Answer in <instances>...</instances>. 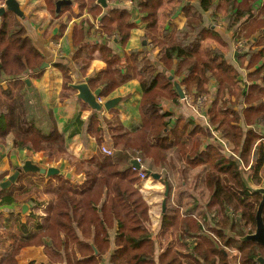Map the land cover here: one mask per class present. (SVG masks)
I'll return each mask as SVG.
<instances>
[{
	"label": "trees",
	"instance_id": "16d2710c",
	"mask_svg": "<svg viewBox=\"0 0 264 264\" xmlns=\"http://www.w3.org/2000/svg\"><path fill=\"white\" fill-rule=\"evenodd\" d=\"M131 1L146 13L145 38L157 48L159 63L152 64L139 52L130 53L121 61L104 57L107 70L96 81L103 84L102 95L106 96L127 80L137 79L143 92L139 102L141 126L129 131L117 117L106 119L94 113L82 119L78 115L67 137L79 134L83 148L94 137L99 145L137 152L146 177L161 172L159 181L167 183V197L172 187L165 172L169 154L194 165H206L204 187L210 194L202 204L203 219L182 214L176 205L169 209L166 201L160 228L153 232L149 206L138 187V170L132 165L121 169L112 156L97 151L89 158L77 157L69 162L74 174L83 173L81 183L64 175L43 182L42 178L28 177L35 173L21 172L9 187H0V205L19 203V211L0 216V237L7 238L0 240V264H19L20 251L33 246L41 247L45 257L46 261L39 264H229V260L230 264H237L238 253L239 264H257L258 256L264 252L259 245L240 240L248 228L254 229L256 205L261 200V195L246 183L260 187L264 139L252 130L245 131L243 125L264 123V0H195V6L193 0H180L185 20L172 32L160 30L157 25L163 0ZM214 9L223 11L220 18L232 41H252L244 53L237 55V67L225 58L223 45L204 46L206 39L220 37L215 30L218 19L210 16L206 22L203 15ZM107 17L116 23L117 33L126 41L131 27L127 23L129 13L111 9ZM2 18L0 72L14 78L5 88L0 87V146L10 137L12 148L42 151L52 159L54 154L65 152L66 136L51 127L31 85L21 78L38 68L43 57L26 39L24 28L16 19L8 15ZM256 32L258 37L253 40ZM118 64L127 67L125 73L120 72ZM172 65L175 72L169 79L159 68L169 71ZM243 65L253 69L242 80L243 84L249 82L246 86L238 84L239 68ZM175 76L185 95L193 99L205 96L207 126L213 127L217 139L212 138L204 149H200L199 141L193 142V137L198 133L207 136L205 126L162 109V100L179 97L173 86ZM210 78L216 84L213 94L207 85ZM243 104L245 107L239 112L238 107ZM218 139L226 143L228 151L222 149ZM251 152L256 162L253 166L248 165ZM226 153H232L234 158ZM240 163L250 170L245 173L241 169L247 180L241 176ZM28 202L32 206L22 221L21 206ZM227 212L234 213L233 219ZM262 220L264 224V207ZM173 232L183 250L161 245L159 236ZM235 250L237 253L232 256Z\"/></svg>",
	"mask_w": 264,
	"mask_h": 264
},
{
	"label": "crops",
	"instance_id": "0c3cea01",
	"mask_svg": "<svg viewBox=\"0 0 264 264\" xmlns=\"http://www.w3.org/2000/svg\"><path fill=\"white\" fill-rule=\"evenodd\" d=\"M2 1L5 0H0V3H2ZM15 1L18 3L22 15L18 16L6 10L4 14L0 15V27L2 25L3 15L12 16L13 19H16L24 28V36L26 39L43 57V63H47V66L43 69H33L29 71V73L27 72V75L21 76V78L25 82L26 79H28L29 84H26L28 86L31 85L40 102L41 111L45 116H48L51 127L56 128L66 136L65 142L67 150L75 156L89 158L99 151L100 147L94 137L90 138L87 148H83L79 134L67 137L71 130L72 123L78 115H80L82 119H86L89 115L97 113L85 102L77 98V91L71 87L72 84L86 83L91 92L100 89L99 98L102 100L101 103L113 97H120L121 102L118 105L108 111L103 109L97 114L106 119L117 117L129 131L138 130L141 126L139 102L143 95L138 80L135 78L127 80L114 88L106 96H103V84H99L96 78L107 70V62L104 57L113 56L117 59L119 58L121 61V59L128 57L130 53L139 52L146 56L152 64L159 63L160 56L157 48L151 45L149 39L145 38L147 34V22L144 21L143 18L146 13L138 10L131 0H104V2H100L99 0H69L70 2L68 4L60 6L59 11H56L55 6L58 0ZM180 2V0L162 1V4L158 8L157 18V25L160 30L167 29L172 32L174 28L178 29L183 25L185 17L181 10L182 4ZM215 2H217V0ZM192 5H198L197 1L193 0ZM111 9L126 10L129 13L127 23H131V27L128 30V38L124 42L115 29L116 23L108 20V12ZM222 13L223 11L220 9H214L205 14L203 13L206 22H208L210 16H214L218 19L215 30L218 31L219 38L224 41L223 44L219 38L210 37L206 39L204 46L220 47V45H223L222 49L225 53V58L230 64L237 67V55L244 53L248 47L245 48V50L242 48V50H237L236 41H232L231 33L227 30L225 23L220 18ZM258 34V32L253 34V40L257 39ZM251 42L252 41H250V44ZM123 63L125 62L122 61V64ZM117 67L120 69L121 73H125L127 70L125 65H121L120 67V64H118ZM165 69L166 68L163 66L159 68L163 74L167 73V75H169L168 78L172 79V75L175 72L174 65H172L169 71ZM251 70L253 69H247L244 65L239 68L241 77L239 78V85H249V82L243 84L242 80L246 78L247 73ZM13 78V75L0 72V87L5 88L8 81ZM176 85H179L178 76H175L173 79L175 90ZM207 85L208 90L213 94L216 85L213 79L210 78ZM181 89L183 90L182 87ZM187 98L189 100L181 98L180 96L173 101L162 100V109L172 112L175 117L182 115L201 126H205L208 132L207 136L198 133L193 137V142L199 141L200 149H204L212 138L217 139L215 132L212 130L213 127L210 125V127L207 126V124H209L206 119V109L208 106L206 105L203 107L202 103L199 107H196V100L191 101L189 96H187ZM34 101L36 102L35 99ZM243 105L242 107H238L239 112L245 107V105ZM243 129L245 131L252 130L261 134L264 139V125H259V123L249 126L243 125ZM9 144L10 142H6L4 146H0L1 181H3L5 177L7 178L9 170L14 168L11 158H15L16 160L21 153H24L25 156L42 158L41 153H33L24 148H12ZM220 145L223 149L224 146L222 144ZM3 149H9V151L4 152ZM1 153L4 156L1 155ZM226 154V156L229 155L228 157L234 158L232 153ZM112 158L118 164L119 168L126 169L131 167V161L134 160L135 156L132 155L129 149L118 147L114 150ZM171 158H173V164H169L172 162L170 161ZM165 164L168 169L172 171V178H169V180L172 186L170 196L174 198V206L176 205L175 207H178L180 212L184 215L197 216L201 219L202 215L205 214V212L202 211V204L207 200L209 195V193L207 195L208 189L204 187L205 167L207 166L203 164L194 165L188 163L186 160H179L177 156L172 153L168 155ZM45 165L48 166L49 164ZM240 165V171L241 174H243L241 170L242 164L240 163ZM66 168L67 167H65L64 171L59 168L61 175L63 174L65 176L69 172ZM69 174H71L72 180L76 178L78 183L82 182L83 175H75L74 172H70ZM28 177L32 179L42 178L44 179L43 182L49 179L44 175H30ZM149 177L151 176L149 175L147 179L143 181L145 189L139 191L149 206V219L152 221L158 219L157 221L159 224L155 230L153 227H150L152 231L154 230L156 232L160 228L161 213L158 215L157 213L154 214L152 209L157 207V200L159 197L157 191L158 188L163 185L159 179L157 180ZM52 181H54V179H52ZM205 197L206 199L204 200ZM170 202L172 203L171 200ZM167 204L169 209L174 207L169 204V200ZM26 205V211H21L22 221L26 219L29 212V205ZM18 206V202H13L9 205H0V216L8 217L10 212L19 211ZM44 208H46L45 205L42 206L43 211H45ZM2 224L3 222L0 220V226ZM6 244L8 243L6 242L4 245ZM0 248L2 249V246ZM44 261L46 260H43V262ZM261 264H264V261H262Z\"/></svg>",
	"mask_w": 264,
	"mask_h": 264
},
{
	"label": "water",
	"instance_id": "95a60500",
	"mask_svg": "<svg viewBox=\"0 0 264 264\" xmlns=\"http://www.w3.org/2000/svg\"><path fill=\"white\" fill-rule=\"evenodd\" d=\"M100 2H104V0H99ZM70 1L69 0H58L55 3L56 6V11H59V8L63 4H68ZM8 10L13 13H15L18 16H21L22 13L19 10L18 3L15 0H5L4 2V7H0V15L4 14V12ZM264 31V29H263ZM45 66H47V63H42L37 70L43 69ZM26 83L29 84L28 79H26ZM71 87L77 91V98L85 102L93 111L100 113L103 109L105 110H110L114 106L118 105L121 102L120 97H113L110 99H107L103 103H98L96 98L99 97L100 94V89H96L93 92H91L87 86L86 83H78V84H72ZM176 91L179 94L181 98H184V93L183 90L179 85H176ZM131 165L135 169H139V164L136 162V160L131 161ZM21 172L24 173H36L40 175H44L46 178H51L56 175H61V172L58 167L55 166H50V167H40L37 164H34L30 160L24 161V163L17 168L7 179L6 181H3L0 183L1 188H7L11 184H13L19 174ZM151 177L158 179L159 174L152 173L150 174ZM65 178H71V174L67 173L65 175ZM243 180L245 179L242 177ZM246 180V179H245ZM247 186L254 192V193H259L261 195V200L258 204L257 211H256V227L255 231L250 234H246L243 238H240L241 241H250L255 244L261 245L264 247V224L262 220V209L264 207V187H256L252 188L249 183H246ZM168 195V185L167 183L164 184V193H163V199L161 202V208L162 212L165 210V198ZM27 209V205L23 204L21 206V211L25 212ZM91 243V242H90ZM91 246L93 248L94 253H97L95 247L91 243Z\"/></svg>",
	"mask_w": 264,
	"mask_h": 264
},
{
	"label": "rangeland",
	"instance_id": "374dc122",
	"mask_svg": "<svg viewBox=\"0 0 264 264\" xmlns=\"http://www.w3.org/2000/svg\"><path fill=\"white\" fill-rule=\"evenodd\" d=\"M250 39H248V40H244V44H246V47L245 48H247V47H249L250 46ZM245 48H243V49H245ZM199 96V95H198ZM198 96L195 98V99H193V98H190L191 99V101H195V100H197V98H198ZM184 101V100H183ZM219 101V104L221 103L220 102V100H218ZM195 108V107H194ZM261 125H264V123H262ZM6 142L7 143H9V142H11V139H10V137L9 138H7L6 139ZM10 145V144H9ZM99 146H106V147H109V148H111L113 151L114 150H116V148H113V147H110L108 144H102V145H99ZM10 147V146H9ZM64 147H65V152L63 153V152H59V153H56V154H54L53 155V158L52 159H49L48 157H46L44 154H43V152L42 151H38L37 153H41L42 154V158L41 159H39L38 157H35V156H25V154L24 153H21L20 155H18V157H17V159L15 160V158L13 159V158H11V162H12V164H13V166H14V168L13 169H10L9 170V175L7 176V178L17 169V168H19L23 163H24V161H26V160H30L31 162H33L34 164H37L38 166H40V167H50V166H56V167H58V168H60L62 171H64L65 170V167H67L66 169L69 171L68 173H70V172H74L75 171V169H74V166H71L70 165V163L71 162H73V160L75 159V158H77L78 156H75L74 154H71L68 150H67V146H66V142H65V144H64ZM130 150V152L132 153V155L133 156H135V158L136 157H139L138 156V153L137 152H134L133 150H131V149H129ZM3 151L4 152H6V151H9V149H3ZM1 155H3L2 153H1ZM4 156V155H3ZM79 158H81V157H79ZM253 158V159H252ZM57 160V161H56ZM135 160V159H134ZM45 162V163H44ZM60 162H63V163H60ZM70 162V163H69ZM165 163H166V161H165ZM256 162H255V158L254 157H252V152H251V154H250V157H249V160H248V165H251V166H253L254 164H255ZM45 164H49L48 166L47 165H45ZM243 165H245V164H243ZM242 169H243V171L245 172V173H247L248 171H250L249 169H248V167H244V166H242ZM165 171V170H164ZM163 171V172H164ZM166 174H167V177L168 178H172V171H171V169H166ZM160 173L161 172H159V173H156V174H159V178H160ZM34 175H36V174H34ZM63 175V174H62ZM75 175H83V173H80V174H75ZM241 176L242 177H244V178H246V176L244 175V174H241ZM262 177H263V179H262V181H261V183H260V186H264V168L262 169ZM6 177L3 179V181H6V179H7ZM149 178H151V177H149ZM153 178V177H152ZM158 178V179H159ZM147 179V178H146ZM157 179V180H158ZM75 180L77 181V179L75 178ZM246 180H247V178H246ZM3 181H1V182H3ZM249 181V180H248ZM0 182V183H1ZM162 183V182H161ZM162 185L163 186H160V188H158V194H159V197H158V200H157V207L155 208V209H152L153 211H154V214L155 213H157V215L158 214H160L161 213V211H162V208H161V202H162V199H163V193H164V183H162ZM250 185V184H249ZM139 187V190H144L145 188H144V185H143V181H141V184H140V186H138ZM252 188H256V187H253V186H251ZM208 193L210 194V192H209V190L207 191V195H208ZM46 197V196H45ZM166 201H168L169 200V204L171 205V206H174V198H172V196H170V197H166ZM206 199V197L204 198V200ZM170 200L172 201V203L170 202ZM260 202V201H259ZM29 204V206H32V203H30V202H28ZM253 203H254V200H253ZM22 205V204H21ZM168 205V204H167ZM256 205V204H255ZM231 208V207H230ZM41 215H44V211L42 210L41 212ZM228 213V216H229V218L230 219H233V217H234V213H232V212H227ZM218 216H222V213L220 212H218ZM196 218H198L197 216H196ZM160 219V218H159ZM199 219V218H198ZM158 219H154L153 221L150 219V222H149V226L152 228H154V230H155V228L158 226V224H159V222L157 221ZM154 230H153V232H154ZM5 239H7V238H5L4 236L3 237H0V240H5ZM7 241V240H6ZM159 241L161 242V245H171V247L172 248H177V249H181V250H183V248H182V246L180 245V242L178 241V235L176 234V233H165V234H163V235H160L159 236ZM263 252V251H262ZM237 252H236V250L235 251H233L231 254H232V256H234V254H236ZM259 258L257 259V264H261V262L262 261H264V252L262 253V256L261 255H259L258 256ZM236 259H237V264H239V253L237 254V257H236ZM43 260H45V258H44V255H43V253H42V249H41V247H26V248H23L21 251H20V253L18 254V261H19V264H35V263H44L43 262ZM42 261V262H41ZM232 261H228V263L230 264Z\"/></svg>",
	"mask_w": 264,
	"mask_h": 264
},
{
	"label": "built area",
	"instance_id": "2783aa9c",
	"mask_svg": "<svg viewBox=\"0 0 264 264\" xmlns=\"http://www.w3.org/2000/svg\"><path fill=\"white\" fill-rule=\"evenodd\" d=\"M0 6L4 7V3H1ZM245 47H246V44H244V40H239L238 42H236V48H239V49L242 48L243 49ZM184 99L189 100L187 98V96H185V95H184ZM96 100H97L98 103L102 102L101 98H99V97H97ZM204 100H205V97L203 95L198 96L197 100L195 101L196 107H199L203 103ZM217 141L224 146L223 149L225 151H228V146L226 145V143L223 140L218 139ZM99 151L101 153H103L104 155H107V156H112L113 153H114V151L111 148L106 147V146H100L99 147ZM134 159L136 160V162L140 166L139 169H137L139 178H140L141 181H144L147 177H146L145 173L141 170L142 169V164H141L140 158L136 157Z\"/></svg>",
	"mask_w": 264,
	"mask_h": 264
},
{
	"label": "flooded vegetation",
	"instance_id": "af4514ba",
	"mask_svg": "<svg viewBox=\"0 0 264 264\" xmlns=\"http://www.w3.org/2000/svg\"><path fill=\"white\" fill-rule=\"evenodd\" d=\"M258 204L256 205V211H257ZM256 211H255V224H254V229L252 231H249L250 229L248 228L246 232L243 231L244 232V235L242 237H240V238H243L246 234H250V233H253L255 231V227H256ZM241 242H244V241H241ZM259 246L262 247L261 245H259ZM262 248L264 249V247H262Z\"/></svg>",
	"mask_w": 264,
	"mask_h": 264
}]
</instances>
